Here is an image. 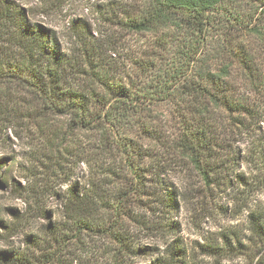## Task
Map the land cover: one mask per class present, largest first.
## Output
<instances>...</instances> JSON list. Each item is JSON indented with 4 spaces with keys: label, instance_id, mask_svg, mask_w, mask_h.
<instances>
[{
    "label": "trees",
    "instance_id": "trees-1",
    "mask_svg": "<svg viewBox=\"0 0 264 264\" xmlns=\"http://www.w3.org/2000/svg\"><path fill=\"white\" fill-rule=\"evenodd\" d=\"M253 1L264 9V0ZM223 2L135 0L123 7L121 28L156 34L159 51L170 46L168 53L176 56H170L165 67L156 58L136 60L139 70L120 72V79H115L101 72L106 68L103 45L87 39L84 31L78 34L76 54H67L53 29L31 24L14 0H0V40L6 37L0 41V90L5 89V100L13 96L8 100L10 111L23 110V102L31 104L20 94L28 91L41 111L68 115L70 131L88 133L84 182L72 184L65 204L76 228L112 233L135 253L141 248L129 243L118 219L131 201L149 190L164 206L179 208L181 192L170 189L165 179L173 167H180L188 178L197 176L207 188L249 183L235 169L241 161L236 162L232 122L247 112L248 87L264 86V74L255 71L252 42L226 33L212 56L196 53L191 42V49L184 50L189 30L205 47L211 15ZM243 26L264 53V24ZM146 73L151 75L148 79L142 77ZM162 105L170 123L158 119L156 110ZM65 138L63 133L61 139ZM261 218L258 211L250 213L251 229L263 234Z\"/></svg>",
    "mask_w": 264,
    "mask_h": 264
},
{
    "label": "rangeland",
    "instance_id": "rangeland-1",
    "mask_svg": "<svg viewBox=\"0 0 264 264\" xmlns=\"http://www.w3.org/2000/svg\"><path fill=\"white\" fill-rule=\"evenodd\" d=\"M14 2L24 8L31 24L57 33L62 52L75 53L82 31L87 39L101 43L106 66L101 72L115 79H120V72L138 69L136 60L156 58L165 67L170 56H176L168 53L170 46L159 51L156 34L120 27L122 8L135 0ZM218 8L211 15L205 47L186 29L184 50L191 49V42L196 53L212 56L226 33L239 36L237 40L252 42L255 71L264 74V53L243 26L264 24L263 7L253 0H224ZM147 74L142 77L148 79ZM4 92L0 90V264H154L159 260L165 264H264V233L254 232L250 223V213L258 211L264 224L263 85L248 87L247 112L232 122L233 149L239 153L236 162L241 161L235 169L249 183L234 181L207 188L197 176L188 178L180 167H173L165 179L170 189L181 192L179 208L164 206L149 190L131 201L118 219L129 243L141 248L135 253L112 233L76 228L66 213L72 184H83L87 172L88 133L70 131L68 115L41 111L28 91L20 94L32 105L23 102V110L12 112L8 100L13 96L5 100ZM156 112L160 121L171 122L165 105Z\"/></svg>",
    "mask_w": 264,
    "mask_h": 264
}]
</instances>
